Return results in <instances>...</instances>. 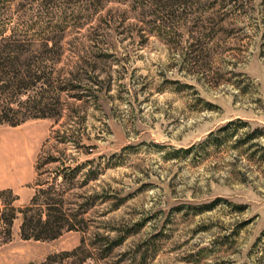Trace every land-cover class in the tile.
I'll use <instances>...</instances> for the list:
<instances>
[{
  "label": "rangeland",
  "instance_id": "rangeland-1",
  "mask_svg": "<svg viewBox=\"0 0 264 264\" xmlns=\"http://www.w3.org/2000/svg\"><path fill=\"white\" fill-rule=\"evenodd\" d=\"M9 39L0 109L40 112L0 122V264H264V0H0Z\"/></svg>",
  "mask_w": 264,
  "mask_h": 264
},
{
  "label": "trees",
  "instance_id": "trees-1",
  "mask_svg": "<svg viewBox=\"0 0 264 264\" xmlns=\"http://www.w3.org/2000/svg\"><path fill=\"white\" fill-rule=\"evenodd\" d=\"M48 44L49 43H44L41 45L39 49V51H41L40 56L44 57L52 52V48H49ZM34 48V45L19 40L9 39L0 43V79H2L3 82V85L0 87V95L16 96L21 91H25L32 86L33 81H31L32 78H30V76L28 78L19 79L18 75H21V73L29 75L31 67H34L27 59L34 53ZM23 59L25 60L21 62ZM36 65H38V63ZM8 75L14 76L9 79ZM37 108L38 103H35L26 109L27 113H22V111H15L7 105L0 109V122L1 124L7 123L12 127H16L29 118H35L28 114L38 110ZM39 110L38 112H40ZM39 117L45 118L47 115L42 113ZM35 200L36 198L32 200V203ZM25 211L22 212L23 218L21 225V235L24 240L51 241L61 236L65 228L64 219L66 218L64 214H60V211H57L58 215H47L45 220H42L40 216L28 217L26 214L27 209ZM5 217H7L4 220L7 226V233L9 234L10 227L15 219V210L11 209L10 213Z\"/></svg>",
  "mask_w": 264,
  "mask_h": 264
}]
</instances>
